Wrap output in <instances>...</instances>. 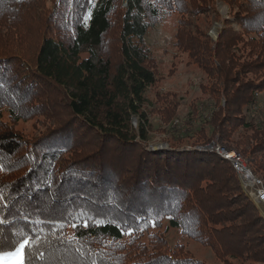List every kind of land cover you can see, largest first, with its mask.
<instances>
[{
  "label": "trees",
  "instance_id": "1",
  "mask_svg": "<svg viewBox=\"0 0 264 264\" xmlns=\"http://www.w3.org/2000/svg\"><path fill=\"white\" fill-rule=\"evenodd\" d=\"M40 1L0 0V217L7 218L0 232L35 237V247L20 251L21 264H203L166 248L153 233L163 220L222 264H264V218L230 164L175 147L193 140L200 148L216 138L261 170L264 0H219L237 13L216 42L187 33L192 25L183 19L207 12L208 0H52L27 58L12 49L21 35L11 24ZM172 12L182 21L175 47L204 76L209 130L183 131L170 138L169 151L150 152L144 106L167 117L178 100L169 92L154 103L145 97L158 80L144 40L150 24ZM37 118L48 125L31 140L14 128Z\"/></svg>",
  "mask_w": 264,
  "mask_h": 264
},
{
  "label": "rangeland",
  "instance_id": "2",
  "mask_svg": "<svg viewBox=\"0 0 264 264\" xmlns=\"http://www.w3.org/2000/svg\"><path fill=\"white\" fill-rule=\"evenodd\" d=\"M118 2H121V0H118ZM33 6L32 12H16V15L14 16L16 20L11 24V26L14 27V30L18 31L21 35V40L19 39L17 44L12 42V49L21 52V54L27 58L35 53V46L38 44L39 40L37 39V31L41 28L43 20L45 21L46 18L50 16L53 7L52 0H41ZM40 7H42V9H38ZM121 8L123 7L120 5L118 11H120L119 9ZM206 8L208 9L207 12L195 19L190 16L183 17L185 21L192 25L191 27L185 26V28L187 33L192 36H197L200 42H203L205 37H208L212 42H216L222 24L225 20H230L232 22L237 13V9H232L220 3L219 0H208ZM35 10H37L40 15L37 16ZM9 14L5 16H8ZM60 18H62V16ZM112 18L113 27L106 37L107 47L111 48L116 45L114 38L117 34L119 22L117 15H114ZM180 19L181 16L176 12L165 14L161 19L152 23V25L150 24V28L144 40V43L148 46L151 52L158 80V82L148 90L145 97L150 102L152 101V103H154V97L157 93L164 94L169 92L176 94V100H178V106L175 105L172 107L173 114H169L167 117V114L163 115L152 110V104H146L144 106V110L150 123L145 149L150 152H161L162 150L169 151L172 149L169 148L168 144V141H172L170 138L173 136L176 138L181 137L183 131H189L194 134L199 127L204 128L205 132L209 130V126H206L203 120L208 117L209 111L207 107L210 105L207 101V96L203 95L200 91V85L205 84L203 73L197 68V66L190 63L186 52H183V50L179 51L175 47V36L180 24H182ZM2 22L5 26L10 24L6 20H2ZM182 26L183 25H181V27ZM232 29L238 30V27L233 24ZM241 51H244V49ZM260 75L262 76L261 78L264 79V69L261 70ZM246 78L250 79L252 78V75H249ZM257 106L258 108L264 106V91L259 95ZM258 110L259 109L255 110V112H258ZM189 112H192V115H189ZM7 118V115L4 113L2 121L8 123ZM40 120L41 118L33 119L32 121H20L14 125V128L17 129L25 139L31 140L35 135L45 131V128L48 125L39 124L41 123ZM189 121L192 123H189ZM131 125L133 128H137V118L132 120ZM213 141L219 144L216 138L213 139ZM182 142L183 143L179 145L175 144L178 151L187 150L189 147L196 150L194 149L195 146L203 144L202 141L196 143L193 140L190 142L191 145L185 143L183 140ZM211 142L206 143L203 146H207ZM219 145L221 146V144ZM243 156L245 157V155ZM249 167L253 170V173L257 178H261L264 181V162H262L260 166L261 170L259 171L256 169L254 163L250 164ZM121 184L122 183L118 185L120 186ZM258 207H256L258 213L264 218V206ZM226 212L228 211L226 210ZM160 225L161 227L159 226L158 229L153 230V233H158L163 237L164 242L166 243V248L171 250L176 248L181 252V256L185 255L194 260H200L203 264H222L220 260L213 256V253L209 249L200 246L193 240L182 237L178 230L170 228L165 229L167 226L165 220H163ZM228 262L230 264H243L238 260H229ZM21 263L22 257L20 251L0 255V264Z\"/></svg>",
  "mask_w": 264,
  "mask_h": 264
},
{
  "label": "built area",
  "instance_id": "3",
  "mask_svg": "<svg viewBox=\"0 0 264 264\" xmlns=\"http://www.w3.org/2000/svg\"><path fill=\"white\" fill-rule=\"evenodd\" d=\"M203 147L206 150L203 152L214 153L221 159L227 161L239 180L242 190L250 201L256 207L264 206V181L255 176L253 170L249 167L248 160L243 155L237 151L228 150L214 141Z\"/></svg>",
  "mask_w": 264,
  "mask_h": 264
},
{
  "label": "snow or ice",
  "instance_id": "4",
  "mask_svg": "<svg viewBox=\"0 0 264 264\" xmlns=\"http://www.w3.org/2000/svg\"><path fill=\"white\" fill-rule=\"evenodd\" d=\"M7 222L6 217H0V227ZM84 226L87 227V222H84ZM75 227V225H73ZM35 237L30 236L24 231L17 230L15 233L8 229H3L0 232V255H4L3 248L9 247L13 252L24 250L28 247H35L32 245V240Z\"/></svg>",
  "mask_w": 264,
  "mask_h": 264
},
{
  "label": "water",
  "instance_id": "5",
  "mask_svg": "<svg viewBox=\"0 0 264 264\" xmlns=\"http://www.w3.org/2000/svg\"><path fill=\"white\" fill-rule=\"evenodd\" d=\"M194 149H196L197 151H206L205 149H204V147H198V148H194Z\"/></svg>",
  "mask_w": 264,
  "mask_h": 264
}]
</instances>
